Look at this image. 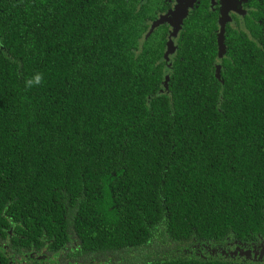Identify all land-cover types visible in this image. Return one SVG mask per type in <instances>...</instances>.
<instances>
[{"label": "trees", "instance_id": "1", "mask_svg": "<svg viewBox=\"0 0 264 264\" xmlns=\"http://www.w3.org/2000/svg\"><path fill=\"white\" fill-rule=\"evenodd\" d=\"M159 1L0 0V264H234L262 218L264 43L194 1L167 60Z\"/></svg>", "mask_w": 264, "mask_h": 264}, {"label": "flooded vegetation", "instance_id": "2", "mask_svg": "<svg viewBox=\"0 0 264 264\" xmlns=\"http://www.w3.org/2000/svg\"><path fill=\"white\" fill-rule=\"evenodd\" d=\"M202 3L205 8V16H211L215 19L216 29L211 33L215 34H248L252 39L264 43V0H231L229 3L228 18L225 24L222 23V16L228 3L225 0H195ZM164 10H157L156 20L166 14L175 11L178 0H160ZM194 2V4H196ZM189 8L188 14L180 23V28L177 31V36L174 38L177 45V39L182 34L184 24L189 18L190 13L196 5ZM198 5V4H197ZM150 22V28L153 24ZM164 25L168 38L179 24L175 25L170 21L161 23ZM222 38V37H221ZM175 53V52H174ZM173 53V54H174ZM171 57V56H170ZM171 60V58L169 59ZM261 195L264 196V193ZM261 203H264L262 200ZM262 218L248 231L234 232V241L216 242L215 244L204 245L201 249L206 252L209 249L216 256L224 254L225 257L230 256L234 260V264H264V204L262 207Z\"/></svg>", "mask_w": 264, "mask_h": 264}, {"label": "water", "instance_id": "3", "mask_svg": "<svg viewBox=\"0 0 264 264\" xmlns=\"http://www.w3.org/2000/svg\"><path fill=\"white\" fill-rule=\"evenodd\" d=\"M184 1V0H183ZM183 1L182 0H178V3H177V7L175 9V11L173 12V15H175L174 19H171V17L169 16V14H166L164 16H162L161 18L157 19L152 25H151V28H150V31L148 32L147 35H149L152 30L158 26L159 24L161 23H164V22H167V21H170L172 22L173 20L176 21V22H183V19L184 17H186V15L188 14V8L189 7H192L193 4H194V1L195 0H188V8H186V10L183 12V13H179V9H180V4H183ZM227 3H228V7H226V11H224L223 13V16L221 18L222 20V23L225 24L226 21H227V17H226V14H227V9H229V3L231 0H226ZM225 1V3H226ZM180 28V24L178 27H176L174 29V31L169 35V39H168V42H167V49H166V52H165V58L168 60L169 59V55L171 53H174L175 52V49H176V46L174 44V40H173V37L176 36L177 34V31L179 30ZM223 37V34H220V38Z\"/></svg>", "mask_w": 264, "mask_h": 264}, {"label": "clouds", "instance_id": "4", "mask_svg": "<svg viewBox=\"0 0 264 264\" xmlns=\"http://www.w3.org/2000/svg\"><path fill=\"white\" fill-rule=\"evenodd\" d=\"M43 83H44L43 73L37 72L25 80V87L26 88L38 87Z\"/></svg>", "mask_w": 264, "mask_h": 264}, {"label": "rangeland", "instance_id": "5", "mask_svg": "<svg viewBox=\"0 0 264 264\" xmlns=\"http://www.w3.org/2000/svg\"><path fill=\"white\" fill-rule=\"evenodd\" d=\"M183 1V0H182ZM226 1V0H225ZM226 3H227V1H226ZM186 8H188V0H184L183 1V4H180V9H179V13H183L185 10H186ZM190 8V7H189ZM189 8H188V10H189ZM173 12H174V10H172V12L169 14V16L171 17V19H174V17H175V15H173ZM226 17L228 18V12H227V14H226ZM171 23H174L175 25H177V24H180V22H176V21H172ZM177 36V35H176ZM176 36H174L173 37V40H174V38L176 37ZM174 44H175V40H174ZM175 46H176V44H175ZM172 54L173 53H171L170 55H169V57L170 56H172ZM151 248H153V247H151ZM151 248H148V250L146 249V250H143L141 253H143V254H145V253H147V252H149V250L151 249ZM154 254L155 253H157V252H153Z\"/></svg>", "mask_w": 264, "mask_h": 264}]
</instances>
